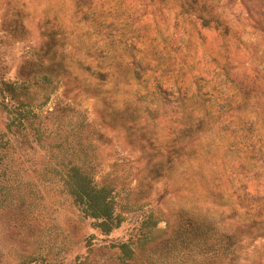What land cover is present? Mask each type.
Returning a JSON list of instances; mask_svg holds the SVG:
<instances>
[{
	"label": "rangeland",
	"instance_id": "obj_1",
	"mask_svg": "<svg viewBox=\"0 0 264 264\" xmlns=\"http://www.w3.org/2000/svg\"><path fill=\"white\" fill-rule=\"evenodd\" d=\"M0 264H264V0H0Z\"/></svg>",
	"mask_w": 264,
	"mask_h": 264
},
{
	"label": "trees",
	"instance_id": "obj_2",
	"mask_svg": "<svg viewBox=\"0 0 264 264\" xmlns=\"http://www.w3.org/2000/svg\"><path fill=\"white\" fill-rule=\"evenodd\" d=\"M6 87H7V91H10L12 93H14L16 88H18L16 87V85L10 83L6 84ZM24 108L25 105H19L17 109H15L17 111L16 118L19 124L25 121H29L30 119L37 118V116L35 115H30L26 112H23ZM58 111H60L63 114H65L66 112H70L73 114L76 113L69 106H66L62 108V110H58ZM54 114L55 113H52V115ZM14 125L15 123L12 126ZM72 171L75 172V170ZM72 187H73L72 194L76 197V199H78L79 202L86 207L88 213H90L92 217L101 219L102 223L100 227H102L105 231H108L111 228L110 225L112 226L114 224L113 222H111L114 214V203L111 200V198H107L104 195L106 193V189L105 188L99 189L95 185L92 186L90 179L87 176H84L83 178L80 177L79 182H77V185L72 184ZM189 226L191 229L189 230L188 234L192 233L195 234L196 236L198 234H208L210 232L213 233L214 231V229L210 225L202 224V222L199 221L192 222V224H190ZM184 238L185 235L181 233L180 242L184 240ZM208 238H209L208 236L204 238L205 242L208 240ZM215 247L216 245H211L210 249L213 250ZM120 248L123 251L122 253L124 255H126L128 258L131 257L130 254H132V250L128 245L122 244ZM228 248L229 247L225 249L227 250Z\"/></svg>",
	"mask_w": 264,
	"mask_h": 264
}]
</instances>
